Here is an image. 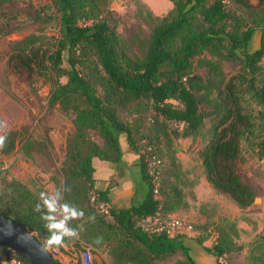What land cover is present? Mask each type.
<instances>
[{"label": "trees", "instance_id": "16d2710c", "mask_svg": "<svg viewBox=\"0 0 264 264\" xmlns=\"http://www.w3.org/2000/svg\"><path fill=\"white\" fill-rule=\"evenodd\" d=\"M168 1L171 8L155 18L141 57H129L123 51L107 0H52L58 13V37L28 35L14 43L6 59L12 71L47 81L48 106H58L71 116L73 132L65 139L58 184L71 186L65 199L84 211L85 220L89 215L96 219L94 223L74 221L72 226L84 223L85 230L78 241L64 243H72L75 250L84 245L102 251L109 264H154L176 252L184 259L173 264H194L182 235H147L136 227L142 218L156 212L171 215L182 207L175 183L167 180L171 172L160 178L154 193L144 162L147 154L156 156L153 146L161 139L168 142L169 134L194 138L207 119L209 137L196 154L204 182L227 196L239 211L255 200L236 162L243 159V152L255 160L264 159V73L259 65L264 59V0L254 5L247 0ZM255 30H259L258 47L249 51ZM222 61L236 62L239 71L225 77ZM195 68H203L205 74H196ZM121 110L138 116L135 125L120 118ZM171 124L181 130L168 132ZM120 139L137 156L145 191L137 204L114 208L108 204L107 190L94 189L93 161L118 164ZM41 140L25 138L21 128L9 130L0 157L13 154L18 146L26 156L36 145L48 152L49 140ZM0 183V216L44 244L49 233L40 213L34 211L39 194L14 179L0 177ZM98 202L107 205L111 221L98 215ZM98 236L103 241L97 245ZM203 240L196 242L202 246ZM202 249L218 264V259L239 247L220 231L215 243ZM10 256L17 257L0 245V258ZM247 264H264V228L249 244Z\"/></svg>", "mask_w": 264, "mask_h": 264}, {"label": "rangeland", "instance_id": "374dc122", "mask_svg": "<svg viewBox=\"0 0 264 264\" xmlns=\"http://www.w3.org/2000/svg\"><path fill=\"white\" fill-rule=\"evenodd\" d=\"M107 3L123 51L129 57H141L155 18L165 15L169 1L107 0ZM17 11L21 13L15 15ZM1 13L6 15L2 17ZM57 17L52 0H0V120L8 121L9 130L21 128L24 137L29 140L41 143V138L46 137L51 144L48 152L36 145L26 156L24 149L22 151L18 146L13 154L0 157V177L7 181H19L35 194L59 187L60 176L57 172L62 162L65 139L73 132L72 118L63 114L58 106H48L50 86L47 81L39 76L26 78L23 73L12 71L7 67L6 59L14 43L28 35L57 38ZM7 32L10 33L5 34ZM258 37L259 30H255L249 51L258 47ZM259 65L264 73V59ZM220 69L225 77L239 71L237 63L230 61H222ZM194 72L205 74L203 68H195ZM91 75L94 76L92 71ZM95 88L99 90L97 85ZM119 116L131 126L135 125L133 120L138 117L135 115L134 118L122 110ZM138 124L140 129L142 121L138 120ZM208 127V120L205 119L201 131L194 138L172 137L169 134L168 142L161 139L159 145L153 146L157 157L152 155L162 165L156 182L159 184L160 178L164 179L168 170L171 172L172 177L167 180L175 183L181 198L179 205L182 206L171 216L182 221L189 229L182 235L183 242L195 264H210L211 257L202 247L214 244L220 231L229 236L239 250L224 255L217 263L247 264L249 244L264 228V159L255 160L243 152V159L236 162L237 172L255 194L253 204L239 211L227 196L214 192L204 182L196 154L209 137ZM173 129L180 131L181 126L171 124L168 132L171 133ZM91 135L94 141L100 143L97 136ZM120 143L122 147L125 145L123 139H120ZM143 188L144 185L141 186ZM141 192L143 194V190ZM198 238L204 239L202 246L197 244ZM47 251L52 252L51 249ZM183 259L182 253L176 252L154 264H173Z\"/></svg>", "mask_w": 264, "mask_h": 264}, {"label": "crops", "instance_id": "0c3cea01", "mask_svg": "<svg viewBox=\"0 0 264 264\" xmlns=\"http://www.w3.org/2000/svg\"><path fill=\"white\" fill-rule=\"evenodd\" d=\"M247 1L251 5L256 3V0ZM170 8L171 4L169 2L167 9L169 10ZM120 147L121 156L118 164L112 165L98 160L93 161L94 189L107 190L108 204L114 208H125L132 204H137L142 199L145 191V185L140 179L139 169L136 164L137 156L127 146L124 145L122 147L120 145ZM143 185L144 188L141 189ZM51 251L50 255L59 264H75L76 262L84 264L83 257L85 253L91 258V264H109L104 252L90 247L82 248L80 246L79 249L75 250L72 243H64L61 251L56 249H51ZM208 255L211 257V262L209 263L214 264L215 259L210 254Z\"/></svg>", "mask_w": 264, "mask_h": 264}, {"label": "clouds", "instance_id": "9594fccd", "mask_svg": "<svg viewBox=\"0 0 264 264\" xmlns=\"http://www.w3.org/2000/svg\"><path fill=\"white\" fill-rule=\"evenodd\" d=\"M9 125L7 120H0V151L6 147ZM71 192V186L61 184L52 191H41L34 211L40 213L44 227L49 233L41 250L47 252L49 249H57L64 246L65 240L78 241L81 233L85 230L84 223L72 226L74 221L95 222V216L89 215L85 220L84 211L77 205L65 199V193ZM102 236H98L94 244H100ZM84 264H91V258L85 253Z\"/></svg>", "mask_w": 264, "mask_h": 264}, {"label": "built area", "instance_id": "2783aa9c", "mask_svg": "<svg viewBox=\"0 0 264 264\" xmlns=\"http://www.w3.org/2000/svg\"><path fill=\"white\" fill-rule=\"evenodd\" d=\"M146 173L151 177V181L154 187V193H156L157 178L161 171V163L153 155L147 154L144 158ZM91 200H95V195H92ZM95 209L105 221H111V217L108 213V207L106 204L98 202L95 204ZM137 228L147 235L162 234L168 238H173L178 235H183L186 230L184 223L171 215H162L156 212L154 215L142 218L138 221ZM82 248L87 246L81 245ZM13 254V253H12ZM0 264H23V262L17 258L10 256L8 258H0Z\"/></svg>", "mask_w": 264, "mask_h": 264}, {"label": "water", "instance_id": "95a60500", "mask_svg": "<svg viewBox=\"0 0 264 264\" xmlns=\"http://www.w3.org/2000/svg\"><path fill=\"white\" fill-rule=\"evenodd\" d=\"M0 245L27 264H58L41 250L33 235L12 220L0 216Z\"/></svg>", "mask_w": 264, "mask_h": 264}]
</instances>
